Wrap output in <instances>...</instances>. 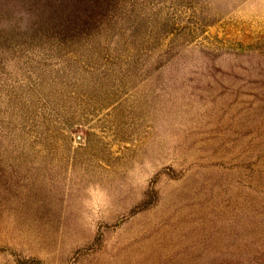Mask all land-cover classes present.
Segmentation results:
<instances>
[{
	"label": "rangeland",
	"instance_id": "1",
	"mask_svg": "<svg viewBox=\"0 0 264 264\" xmlns=\"http://www.w3.org/2000/svg\"><path fill=\"white\" fill-rule=\"evenodd\" d=\"M0 264H264V2L0 0Z\"/></svg>",
	"mask_w": 264,
	"mask_h": 264
},
{
	"label": "clouds",
	"instance_id": "2",
	"mask_svg": "<svg viewBox=\"0 0 264 264\" xmlns=\"http://www.w3.org/2000/svg\"><path fill=\"white\" fill-rule=\"evenodd\" d=\"M150 167V162L147 160L144 161L143 166L139 163H134L128 171L129 181L133 184L137 183L141 178L142 168L148 169ZM80 204L82 221L90 223L101 219L104 212L111 205V197L103 186L98 183H92L84 189Z\"/></svg>",
	"mask_w": 264,
	"mask_h": 264
}]
</instances>
